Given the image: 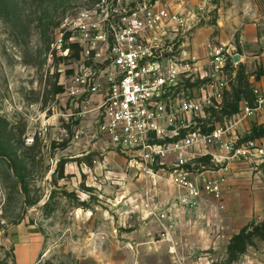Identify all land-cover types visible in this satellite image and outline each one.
<instances>
[{
    "label": "rangeland",
    "instance_id": "1",
    "mask_svg": "<svg viewBox=\"0 0 264 264\" xmlns=\"http://www.w3.org/2000/svg\"><path fill=\"white\" fill-rule=\"evenodd\" d=\"M91 1L6 0L7 12H0V264H264V157L223 164L221 197L206 196L195 210L173 211L169 238L163 239L143 203L149 197L171 206L168 179L142 175L96 133L92 117L74 137L79 119L63 116L70 105L61 82L75 72L79 58L75 50L52 49L51 43L63 20ZM216 1L192 0L195 25L173 51L195 56L198 77L189 84L201 80L199 73L209 74L208 43L235 51L215 38ZM237 36L231 27L226 32L231 43ZM228 69L223 98L240 90L253 103L254 86L246 80L261 69ZM215 105L209 116L214 123H232L233 139L244 140L254 124L264 122V109L234 124L237 117L223 118ZM32 133L34 143L26 145ZM245 226L256 234L252 244L228 261V242Z\"/></svg>",
    "mask_w": 264,
    "mask_h": 264
},
{
    "label": "built area",
    "instance_id": "2",
    "mask_svg": "<svg viewBox=\"0 0 264 264\" xmlns=\"http://www.w3.org/2000/svg\"><path fill=\"white\" fill-rule=\"evenodd\" d=\"M191 1L92 0L63 20L51 43L52 49L68 50L71 44L79 48L75 72L61 82L70 105L63 116L79 119L74 137L79 138L92 117L96 133L126 154L131 166L153 180L167 178L174 187L171 206L163 208L149 197L143 203L163 239L169 238L173 211L195 210L206 196L221 197L227 169L223 164L264 157V137L240 142L230 135L232 123H214L209 116L214 101L217 111L221 109L228 66L237 64L225 46L208 43L204 65L209 74L199 73L205 82L186 85L198 77L195 56L173 51L195 25ZM252 95L253 104L240 100L231 115L237 117L234 124L263 107L257 87ZM34 140L32 133L24 142L31 145ZM204 156L217 167L199 163ZM195 163L199 168L192 167Z\"/></svg>",
    "mask_w": 264,
    "mask_h": 264
},
{
    "label": "crops",
    "instance_id": "3",
    "mask_svg": "<svg viewBox=\"0 0 264 264\" xmlns=\"http://www.w3.org/2000/svg\"><path fill=\"white\" fill-rule=\"evenodd\" d=\"M211 6L215 9V28L218 31L215 38L228 45L230 50H235L232 56L238 57L237 65L264 70V0H217ZM230 27L238 30V36L232 43L226 37ZM247 82L264 91V75L256 72L248 77Z\"/></svg>",
    "mask_w": 264,
    "mask_h": 264
},
{
    "label": "trees",
    "instance_id": "4",
    "mask_svg": "<svg viewBox=\"0 0 264 264\" xmlns=\"http://www.w3.org/2000/svg\"><path fill=\"white\" fill-rule=\"evenodd\" d=\"M0 12H7L6 0H0ZM69 49L75 50V55L77 54L79 58V48L76 44L69 45ZM259 75H264V70L261 69L259 72ZM204 82L205 81L200 80L199 82L196 81L192 84H189V82L187 81L186 85L199 86L200 84ZM248 84L249 83L246 80V85L248 86ZM243 94H244V91L237 90L235 94L231 97V99L228 100L226 98H223L222 107L219 111H217V114H221L222 116L227 117V116H231L232 114L236 113L239 109V102L240 100L243 99L242 98ZM250 104H253V103H250ZM215 115L216 114H214L213 117ZM261 137H264V122L261 124H254L251 127L250 134L242 141H247L250 139H256V138H261ZM209 159H210L209 156H204V157L199 158L198 162L201 163L202 165L207 166L210 163ZM247 227L248 226L241 228L238 233L234 234L230 238L228 245H227L228 261H235L240 254L245 252L246 247L252 244V239L254 235L256 234L248 233ZM259 235L262 236L263 234L260 233Z\"/></svg>",
    "mask_w": 264,
    "mask_h": 264
},
{
    "label": "water",
    "instance_id": "5",
    "mask_svg": "<svg viewBox=\"0 0 264 264\" xmlns=\"http://www.w3.org/2000/svg\"><path fill=\"white\" fill-rule=\"evenodd\" d=\"M233 61L237 62L238 61V57L236 55L233 56Z\"/></svg>",
    "mask_w": 264,
    "mask_h": 264
}]
</instances>
